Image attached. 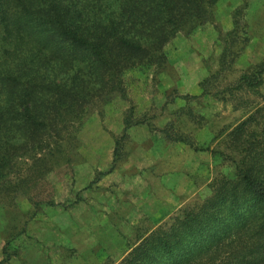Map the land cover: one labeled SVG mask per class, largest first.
<instances>
[{"label":"trees","instance_id":"obj_1","mask_svg":"<svg viewBox=\"0 0 264 264\" xmlns=\"http://www.w3.org/2000/svg\"><path fill=\"white\" fill-rule=\"evenodd\" d=\"M217 1L0 0V193L16 192L35 171L41 177L44 164L57 163L72 124L96 102L126 97V75L163 70L165 46L207 22ZM241 12L224 36L218 69L200 83L201 96L245 113L212 139L227 169L207 196L178 209L116 264H264V61L218 84L246 41ZM141 121L127 110L123 132ZM163 133L190 142L183 132Z\"/></svg>","mask_w":264,"mask_h":264},{"label":"rangeland","instance_id":"obj_2","mask_svg":"<svg viewBox=\"0 0 264 264\" xmlns=\"http://www.w3.org/2000/svg\"><path fill=\"white\" fill-rule=\"evenodd\" d=\"M238 10L246 41L219 86L264 61V0H218L207 22L165 46L163 70L126 75V97L114 93L72 124L57 163L44 164L41 177L34 169V180L16 192L0 193V264H116L178 209L209 194L208 184L227 169L212 139L245 113L201 96L200 83L218 69ZM127 110L142 121L124 133ZM164 127L191 143L166 139ZM25 166L18 165L21 174Z\"/></svg>","mask_w":264,"mask_h":264}]
</instances>
